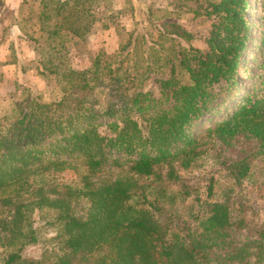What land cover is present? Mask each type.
Masks as SVG:
<instances>
[{
  "label": "trees",
  "instance_id": "trees-1",
  "mask_svg": "<svg viewBox=\"0 0 264 264\" xmlns=\"http://www.w3.org/2000/svg\"><path fill=\"white\" fill-rule=\"evenodd\" d=\"M100 1L38 0V36L29 39L37 73L54 81L55 93L48 102L24 96L0 112V248L8 249L1 264H209L214 255L216 264H247L251 255L260 263L264 228L250 242L253 254L248 243L236 245L228 231L247 223L233 220L226 202L205 203L199 231L179 236L157 221L145 195L147 181L179 182L175 166L187 169L205 152V139L255 141L264 161V38L255 82L235 88L248 41L247 0H188L209 21L202 48L164 9L154 37L130 32L112 55L75 69L67 42L88 35ZM260 20L264 25V0ZM163 68L154 90H145L149 75ZM227 95L232 105L223 116L198 127ZM249 163L245 157L226 167L239 180ZM65 170L75 180L55 184L54 174ZM80 199L85 209L76 216ZM41 210L53 215L58 251L24 258L23 248L36 242L30 215Z\"/></svg>",
  "mask_w": 264,
  "mask_h": 264
},
{
  "label": "rangeland",
  "instance_id": "rangeland-1",
  "mask_svg": "<svg viewBox=\"0 0 264 264\" xmlns=\"http://www.w3.org/2000/svg\"><path fill=\"white\" fill-rule=\"evenodd\" d=\"M261 1L247 0L244 15L249 25L248 41L237 70L235 88L238 92L247 90L260 73L256 66L260 60V42L264 38V25L260 20ZM164 9L193 34L194 40L190 44L202 48L201 36L208 30L209 21L194 15L196 5L192 1L101 0L93 10L95 22L88 35L83 40L67 42L70 66L81 70L87 68L89 61L98 54L112 55L125 44L130 32L133 36L138 35V39L143 34L154 37L152 26H156V20L163 15L158 10ZM37 10L38 0H0V112L24 96L48 102L55 93L54 81L38 75V57L30 44L29 36H38L35 20ZM136 41L137 44H142L139 40ZM144 42L146 47V39ZM165 74L164 68L156 74H150L145 81V90H154L155 78L164 77ZM230 105L232 102L228 95L218 100L212 106L213 113L202 117L197 123L198 127L221 118ZM203 143L205 152L187 169L175 166L179 182H167L164 178L159 183L147 181L150 187L146 189L145 195L157 208L153 212L154 216L158 222L167 224L171 232L185 236L199 231L198 222L206 215L205 203L226 202L232 219H243L247 223L244 229H230L229 238L238 246L248 243L249 251L253 254L255 249L250 242L255 238L256 232L264 228V161L255 153L257 144L241 136L236 137L229 146L210 139L203 140ZM245 157H249L248 172L244 178L235 180L226 166ZM107 170L115 172L109 166ZM164 174L163 169L162 176ZM54 180L58 185H71L75 175L72 171L65 170L54 174ZM209 185L211 192L207 194ZM84 209L85 202L80 199L73 205V214L82 216ZM52 216L47 210L31 213L30 225L36 242L23 248L21 254L24 258H52L57 253L59 240L54 237L55 231L48 225ZM7 252L8 249L0 248V264ZM215 256L209 264H216ZM254 260L255 257L251 255L247 264H264V254L260 263H254Z\"/></svg>",
  "mask_w": 264,
  "mask_h": 264
}]
</instances>
